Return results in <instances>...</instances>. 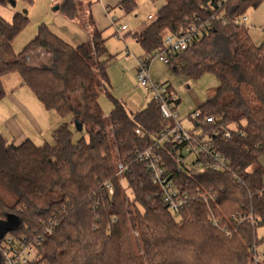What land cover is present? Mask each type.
<instances>
[{
  "label": "trees",
  "instance_id": "trees-1",
  "mask_svg": "<svg viewBox=\"0 0 264 264\" xmlns=\"http://www.w3.org/2000/svg\"><path fill=\"white\" fill-rule=\"evenodd\" d=\"M19 1L34 2L0 4ZM263 2L165 0L148 27L133 35L145 54H152L163 48L166 35L184 32L189 21L215 16L212 28L172 59L184 77H217L215 94L198 110L201 117L222 119L202 132L230 160L231 172H183L164 151L181 190L218 193L208 201L196 196L176 217L163 204L147 168L131 159L169 122L154 101L134 113L110 95V63L96 62L108 53L100 31L92 33L93 48L74 47L41 24L17 52L14 42L29 23L28 10L17 13L12 23L0 16V100L6 96L3 77L18 73L44 108L80 123L82 131L75 130L83 135L75 140L70 124L63 123L54 130L53 143L37 146L32 140L15 145L0 133V184L16 197L14 205L0 199V222L8 216L18 222L5 234H33L56 218L59 226L47 235L38 264H264L257 253L264 242V236L258 238V230H264V45L254 44L246 24L234 23ZM57 5L67 19L79 14L77 0ZM119 5L126 15L138 7L137 0ZM41 50L48 55L34 65L31 57ZM102 88L112 98L108 116L99 104ZM137 129L146 133L144 138ZM225 129L232 131L231 139L225 138ZM118 160L129 163L125 177L131 201L117 174Z\"/></svg>",
  "mask_w": 264,
  "mask_h": 264
},
{
  "label": "built area",
  "instance_id": "built-area-1",
  "mask_svg": "<svg viewBox=\"0 0 264 264\" xmlns=\"http://www.w3.org/2000/svg\"><path fill=\"white\" fill-rule=\"evenodd\" d=\"M58 0H50L51 3ZM153 19L152 16H149ZM220 18V17H219ZM114 25L117 22L116 18H112ZM215 19L203 20L197 17L189 21L184 32L179 34H168L164 38L163 48L156 49L152 54H145L136 59L137 62V81L140 87L147 90L152 101L159 104L162 118L169 122L163 130L156 134L150 135V144L145 150H137L131 156L133 162L143 164L147 168L152 184L160 190V196L167 210L175 217L179 216L189 203L197 196L203 201L217 199L218 193L207 192L197 193V195L181 190L174 181V176L170 172L165 161L163 152L169 151L179 169L183 172L193 170L196 173L203 172H231V162L218 149L215 148L208 134H197L192 130H186L176 113L178 97L171 93L168 84L156 83L151 76V68L157 60L171 66L175 61L172 57L176 53L185 51L194 42L199 40L212 28V21ZM249 18L247 15L236 19L234 23L242 26L247 24ZM224 24L227 22L224 20ZM128 26H116V34L118 37H123V32ZM264 29V27L262 28ZM197 127L201 129L208 125H215L217 121L222 119L214 116L201 117L199 110L189 115ZM225 138L231 139L232 131L225 129ZM217 131L214 132L216 135ZM136 134L144 138L146 133L141 129L136 130ZM191 159V160H189ZM189 160V161H188ZM129 172V163L119 161L117 174L122 179L126 180L125 175ZM240 181V180H239ZM108 192L112 195L113 186L107 184ZM221 191L225 188L221 187ZM213 224L218 225V221L213 219ZM59 226L56 218L50 219L43 225L42 230H36L33 234H14L7 233L0 240V253L3 258V264H38L40 258V248L45 243L47 235L53 233Z\"/></svg>",
  "mask_w": 264,
  "mask_h": 264
},
{
  "label": "rangeland",
  "instance_id": "rangeland-1",
  "mask_svg": "<svg viewBox=\"0 0 264 264\" xmlns=\"http://www.w3.org/2000/svg\"><path fill=\"white\" fill-rule=\"evenodd\" d=\"M137 1L139 2L141 0ZM163 1H155L157 11L162 7ZM26 10H28L29 23L16 38L14 44L16 51L23 49L27 42L35 37L41 24H46L47 26L49 24L53 25L59 18H65L61 11H54V6L50 4L49 0H34L32 5L27 3L25 4L21 1L17 2L16 5L11 4L3 6L0 4V16L9 23H12V20L17 13H24ZM136 15H138V17H136ZM246 15L249 18V22L246 24V26L254 44L264 45V29H262L264 27V2L256 9H250ZM100 16L101 18L98 21V24L101 26L104 38L107 39V48H109V56L107 57H113V59L109 61V77L112 87L106 86V88L109 92H111L110 95H112L113 98L123 101L129 112L131 111L136 113L141 108L146 106V102L149 100L148 96L150 95L148 94L147 90L140 87L137 81V62L135 56H137L136 54L138 53H141L142 56L145 52L143 47H140L136 41H133V35L137 30H139L142 21L145 20L148 24L150 23V20H147L146 13H139L136 10L128 13L127 15L123 13L122 15L117 14L118 18H115L118 20V22L115 25L111 23L110 19L106 18L104 13H100ZM123 25H126L130 28L129 34H124L123 37H118L116 34V26L121 27ZM44 58L41 55H35L31 57V62L34 65H40L42 62H44ZM179 67V62H175L171 64V66H168L162 61L157 60V62L154 63L151 68V75L153 76L155 82H167L169 84L168 86L171 93H174L178 97L180 103L177 106L176 113L178 114V118L182 126L186 130H192V132L200 134L202 133V129L197 126L195 127L194 121L189 118V115L215 94L219 81L217 77L212 74H206L200 78V80L195 81L181 75L179 72ZM100 92L101 94L99 97V104L102 106L104 113L108 114V112H111L113 107L112 98L107 92L103 93L102 89ZM35 100L36 99H33L34 106H26V108H28V110L38 112V108L39 110H42V108L38 101ZM12 106H14V103L9 97L0 100L1 122L3 121L4 123V120L9 118V114L12 112L11 109H14ZM14 110L16 111V109ZM23 117L24 119L22 120ZM21 120L24 127L23 129H26L25 131L28 136L31 135V137L36 139L35 143L37 145H43L44 142L53 143L54 138L51 135L52 131L63 123L70 124L72 131H74L75 140H78L83 136L80 132L75 130L77 128L76 123L71 117H60L58 121H61V123L53 127L50 135L44 134V136H39L36 125L31 122L30 117L24 113H21ZM30 125L34 128L35 132L30 130ZM37 137H39V139H37ZM24 140L25 139L17 138L14 141L15 145L21 144ZM119 161L120 160H118V164ZM261 161L264 165V156L261 157ZM121 184L125 191L128 192L131 201L133 195L128 189L127 181L125 179H121ZM0 199H4L9 205H14L16 203V197L1 184ZM135 235L137 236V234ZM263 236L264 230L259 229L258 238L262 239ZM257 253L261 259L264 257V242L258 247Z\"/></svg>",
  "mask_w": 264,
  "mask_h": 264
},
{
  "label": "crops",
  "instance_id": "crops-1",
  "mask_svg": "<svg viewBox=\"0 0 264 264\" xmlns=\"http://www.w3.org/2000/svg\"><path fill=\"white\" fill-rule=\"evenodd\" d=\"M59 1L60 0H58L57 2H54V3H51L49 0L50 4H52L53 6H56L59 3ZM122 1L123 0H88V1L77 0L78 6L80 7V11H79V14L76 16V18H74V19L59 18L55 24H53V25L49 24L48 27L50 28V30L52 31V33L54 35L56 34L57 36H59L61 39H63L69 45L77 47V46L87 44L90 48H93V43H92L93 42L92 41V35L93 34L92 33L94 32V30L100 31V33L103 35V38H104V34H103L102 29H101V26L98 24V21L101 18L100 13H104L106 18L110 19L111 23H113L112 18L117 17V14H121V15H122V13L125 14L119 5ZM155 1L157 2L159 0H149V1L148 0H141L139 2L137 1L138 7H137L136 11L139 13L143 12V14L146 13V18H147V20H150V22L152 19H150L149 16L153 17L155 12L157 11ZM165 4L166 3L164 0L162 7ZM136 17H138V15H136ZM117 22H118V20H117ZM117 22H116V24H117ZM149 24L150 23L147 24L145 20L142 21L139 30H137L135 32V34L143 31L145 28L148 27ZM113 25H114V23H113ZM129 29L130 28L128 27L127 30L124 31L122 34L123 35L129 34V31H130ZM104 39H105V46L107 48V39L106 38H104ZM30 40H32V39H30ZM133 41H136V40L133 38ZM14 44H15V42H14ZM14 49H15V46H14ZM21 50L17 51V52H21ZM107 50H108V53L103 55V56H100L99 59L96 60L97 63H99L101 61H107V60L110 61L111 59H113V57H111V58L107 57V56H109V48H107ZM15 51H16V49H15ZM128 52H129V50H128ZM145 53H144V55H145ZM43 54H45V55H43ZM35 55H41L44 58L45 56L47 57L48 54L45 51L41 50V51H38V52L33 54V56H35ZM136 55H137V56H135L136 59L143 56V55L141 56V53H138ZM175 62H178V61L175 60ZM109 68H110V64L107 68L108 77H109ZM2 80L4 83V89H5V93H6L5 98L9 97L10 100H12V102L14 103V106H12V107H14V109H16V111L14 109H11L12 112L9 114V118L4 120V123H3V121L2 122L0 121V133H2L10 141L14 142L17 138H19V139H25L23 142H25L26 140H32L34 142V144H36L35 143L36 139L31 137V135L28 136L26 131H25L26 129H23L24 127H23L22 120L24 119V117L21 120V113H24L25 115L30 117L31 122H33L37 127L39 136H44V134L50 135V132L52 131L53 127L61 123V121H58V119L60 118V115L54 111H48L46 108H44L41 105V103L38 101V99L36 98L35 94H33L29 88H27L26 86L23 85V80L21 79V77L18 73L6 75L3 77ZM157 82L162 83L159 81H157ZM163 83L168 84L167 82H163ZM110 87H112L111 80H110ZM102 92L103 93L106 92V89L102 88ZM148 94L150 96H148L149 100L147 99L148 101L146 102V106L148 103H150L152 101L151 94L149 92H148ZM33 99H36L38 101L42 110L41 109L39 110V108H38V112H34L33 110H28V108H26V106L27 107L34 106ZM224 99H225V102L227 103L228 96L227 95L224 96ZM121 102H123V101H121ZM179 103L180 102L178 99V104ZM144 104H145V102H144ZM145 107L141 108L139 111L144 110ZM3 109H4V107H3ZM112 109H113V107H112ZM197 110H195V111H197ZM4 111H5V109H4ZM139 111H137V112H139ZM36 114H38V115H36ZM109 114H110V112H108V114H105V116H108ZM31 127H30V130L34 131V128L33 127L31 128ZM195 127H196V124H195ZM56 129H54V130H56ZM54 130L52 131V134H53ZM37 139H39V137H37ZM37 146H42V145H37ZM261 163H262V161H261Z\"/></svg>",
  "mask_w": 264,
  "mask_h": 264
},
{
  "label": "water",
  "instance_id": "water-1",
  "mask_svg": "<svg viewBox=\"0 0 264 264\" xmlns=\"http://www.w3.org/2000/svg\"><path fill=\"white\" fill-rule=\"evenodd\" d=\"M60 7L58 5L54 6V11H58ZM76 127L79 131H82V125L76 122ZM18 222L15 218L8 216L7 220L0 222V240L3 239L5 233L11 228H17Z\"/></svg>",
  "mask_w": 264,
  "mask_h": 264
}]
</instances>
